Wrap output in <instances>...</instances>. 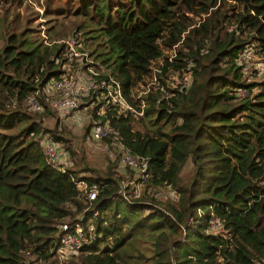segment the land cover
<instances>
[{
  "label": "trees",
  "instance_id": "trees-1",
  "mask_svg": "<svg viewBox=\"0 0 264 264\" xmlns=\"http://www.w3.org/2000/svg\"><path fill=\"white\" fill-rule=\"evenodd\" d=\"M36 1L41 31L38 13L16 11L25 0H0V264L264 259V78L239 65L244 50H264V0ZM66 35L135 111L143 105L140 116L112 108L96 116L91 96L78 106L90 142L91 124L106 123L120 152L145 160L136 199L122 188L114 159L103 157V169L61 171L43 158L44 140L66 158L75 154L58 119L44 127L57 116L44 89L65 74ZM173 72L189 74L186 89L169 88ZM30 95L39 112L27 105ZM80 184L95 189L94 200ZM75 223L85 233L91 226L93 240L60 258V226Z\"/></svg>",
  "mask_w": 264,
  "mask_h": 264
},
{
  "label": "built area",
  "instance_id": "built-area-1",
  "mask_svg": "<svg viewBox=\"0 0 264 264\" xmlns=\"http://www.w3.org/2000/svg\"><path fill=\"white\" fill-rule=\"evenodd\" d=\"M63 45V56L65 63L61 66V70L65 74L60 75L57 79L49 82L45 89L49 98L51 108L63 116H68L72 112L78 110V106L83 101V98L91 96L94 98L93 102L88 103L89 108H95L97 116L102 115L105 108H112L115 113L125 114L131 112L140 116L142 114L141 104L139 111H135L123 98L117 82L108 78H99L97 72L91 68L92 62L88 59L85 52H81L79 44L74 38H67L60 41ZM174 51H171V57L174 56ZM258 57L257 61L255 57ZM76 66H75V65ZM241 72L251 75L255 72V78H264V50L259 48H248L240 55L239 65ZM74 68V69H72ZM158 70L152 69V78L149 85L155 84V74ZM170 86L172 90H183L189 85L190 76L188 73L178 74L173 72L170 74ZM238 96L244 97L246 93L240 89L237 92ZM27 105L34 111L39 112L41 109L40 104L33 95L26 99ZM85 117V116H84ZM77 126L81 124L76 123ZM89 139L93 142H101L102 140H112L111 147H116L119 153V163L126 166L127 169L135 172L136 181H129L126 185L122 184V188L128 187V192L131 194V199H136L141 193L142 182L145 178L143 174L146 172L145 160H139L132 157L127 153L120 152L118 144L117 132L106 123H92L88 129ZM42 154L45 162L53 169L63 171L65 168L64 159L66 158L58 145L44 140L41 143ZM112 151L116 153V149ZM63 162V163H62ZM80 190L86 196L87 201H92L95 198L96 191L94 188L86 190L83 184H80ZM140 187V190H139ZM122 199L129 202L125 191L121 193ZM93 228L87 227L86 233L82 230L78 223L72 225L63 224L60 226L59 243L61 250L59 252L60 258H67L69 255L74 254L81 246L88 245L92 242ZM85 234H90L89 236ZM258 264H264L262 259Z\"/></svg>",
  "mask_w": 264,
  "mask_h": 264
},
{
  "label": "rangeland",
  "instance_id": "rangeland-1",
  "mask_svg": "<svg viewBox=\"0 0 264 264\" xmlns=\"http://www.w3.org/2000/svg\"><path fill=\"white\" fill-rule=\"evenodd\" d=\"M36 2H37L36 0H25L23 5L16 11L19 14H21V17H25V16L33 17V14L38 13V15H34L35 16L34 24L40 23V31H41L43 30V28H41V25H43L42 9L38 7V4ZM68 35L62 38L61 41L66 40ZM257 59L258 57L256 56L255 60L257 61ZM54 112L55 114H57L58 117L56 116V118H53L50 122H45L44 127L48 130L51 129L56 119H58L59 125H63L69 130V136L72 138L70 141V146L75 153L74 157L64 159L65 162V165L63 166L64 168L67 166L76 165L77 168H80L82 170L93 167L97 169H103V166L105 165L103 157H107L110 160L113 159L115 160L117 172L124 176V179H122V184L126 185L131 180L136 181V175L132 172L131 175L128 176L126 173L129 170L126 169L125 167H122V165L119 163L118 155L115 153V151L114 152L112 151L113 148L117 150L116 147H111L110 144L107 143L104 144L102 141L90 142L87 139L86 135L83 133L82 130V127L84 126V124L82 123L85 121L83 111L77 110L76 112H72L68 116H63L56 111ZM77 122L78 124L81 125L77 126L76 125ZM137 128L138 127L136 126L135 129ZM142 189L143 188L141 187V190ZM162 196H164V193H161L160 198H162Z\"/></svg>",
  "mask_w": 264,
  "mask_h": 264
},
{
  "label": "bare ground",
  "instance_id": "bare-ground-1",
  "mask_svg": "<svg viewBox=\"0 0 264 264\" xmlns=\"http://www.w3.org/2000/svg\"><path fill=\"white\" fill-rule=\"evenodd\" d=\"M83 105V104H82ZM84 106V105H83ZM83 108V107H82ZM92 110V109H91ZM88 111V110H87ZM95 111V110H94ZM93 113V112H92ZM96 116H97V114H96Z\"/></svg>",
  "mask_w": 264,
  "mask_h": 264
}]
</instances>
